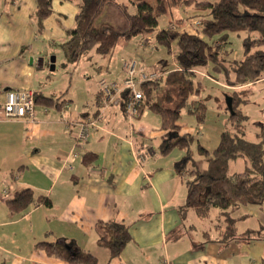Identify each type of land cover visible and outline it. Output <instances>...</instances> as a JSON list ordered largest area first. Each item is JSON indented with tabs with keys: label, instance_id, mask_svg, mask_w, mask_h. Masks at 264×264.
<instances>
[{
	"label": "crops",
	"instance_id": "obj_1",
	"mask_svg": "<svg viewBox=\"0 0 264 264\" xmlns=\"http://www.w3.org/2000/svg\"><path fill=\"white\" fill-rule=\"evenodd\" d=\"M113 1L123 15L125 4L115 0L100 7ZM77 5L52 0L51 14L38 26L35 0H0V264H68L37 246L42 242L90 253L97 264H264V237L245 236L264 225L261 207H240L223 216L212 209L213 219L182 208L187 177L175 173L174 163L183 152L160 154V145L176 134L161 128L157 114L145 108L129 117L121 106L104 107L98 81L89 72L83 70L86 75L73 86L67 72L74 64L62 63L63 78L51 81L53 70L46 62L50 47L68 40ZM142 42L139 48L144 47ZM97 56L91 50L83 57L94 68ZM128 60L136 63L138 72L159 77L179 69L166 54L150 59L148 70ZM118 70L111 82L120 84L122 65ZM256 83L264 84V70ZM17 89L50 98L52 104H36L33 120L6 119L5 94ZM206 113L196 124V135L179 122L178 126L179 134L193 135L211 155L228 113L221 105L213 115ZM88 119H95L96 126L87 141H77L73 123ZM85 153L95 159L84 164ZM194 161L202 169L207 165L199 153ZM243 169L239 163L236 172ZM25 189L46 197L50 206L40 204L22 215L11 214L7 201ZM224 217L236 235L223 234L228 223ZM109 221L126 225L130 236L114 259L98 245L96 233L97 224Z\"/></svg>",
	"mask_w": 264,
	"mask_h": 264
},
{
	"label": "trees",
	"instance_id": "obj_2",
	"mask_svg": "<svg viewBox=\"0 0 264 264\" xmlns=\"http://www.w3.org/2000/svg\"><path fill=\"white\" fill-rule=\"evenodd\" d=\"M37 7L35 18L38 26L52 12V0H35ZM77 1L78 9L74 19V28L68 32L65 43L67 63L76 64L91 50L105 55L117 43L119 38L130 40L142 35H154V41L164 47L178 66L171 71L143 83V94L139 113L147 108L157 114L161 128L176 137L160 145V154L166 156L173 149L183 152V156L174 163L178 175L186 174L187 196L183 209H192L200 218L207 217L212 209L221 215L249 205L264 203V125L260 124L254 134V140L246 138L248 116L241 113L238 104L247 102L251 94V85L259 81L264 70V0H130L136 7V13L129 14L126 7L121 12L128 21L125 30H116L109 26L93 27L92 22L99 7L106 0H63ZM174 8L189 9L201 13L200 26L194 33L177 28L158 29L159 19L168 16ZM229 33H244L242 41L243 56L239 60H228V52L222 53V46L228 44ZM145 37L144 42L149 43ZM210 63L214 75H222L225 85L232 88L227 94L231 98V114L228 113L225 130L211 155L196 141L198 153L206 158V167L200 168L191 156L194 143L193 135L179 134L178 120L181 111L186 109L194 115L197 124L205 119L206 104L200 96V83H195V70ZM232 75V78H230ZM36 104L49 106L52 99L34 95ZM83 163L95 159L92 153H85ZM241 159L244 169L230 172V161ZM50 206L46 197H35L30 189H25L7 201L11 214L22 215L29 209ZM225 233L235 235L234 226L229 221L223 227ZM98 245L109 252L110 259L120 256L130 240L126 225L114 221L101 222L96 226ZM246 237H264V225L255 231H248ZM49 256L60 258L68 264H97V258L90 253L69 251L63 245L38 243Z\"/></svg>",
	"mask_w": 264,
	"mask_h": 264
},
{
	"label": "rangeland",
	"instance_id": "obj_3",
	"mask_svg": "<svg viewBox=\"0 0 264 264\" xmlns=\"http://www.w3.org/2000/svg\"><path fill=\"white\" fill-rule=\"evenodd\" d=\"M116 3H123L125 4L126 10L129 14L136 13V7L129 2V0H115ZM150 2H154V0H150ZM111 4H104L98 10V14L95 15L92 25L93 27H103L109 26L116 30H125L128 27V21L125 16L120 14V12L115 8L113 5L115 2H110ZM201 13L195 11L193 8L189 9H180L174 8L172 13L168 16L161 17L159 19L158 29L162 28H177V30H184L189 33H194L197 29V26L193 24L194 21L200 20L202 16ZM244 33H229L228 34V44L222 46V53L224 51L228 52L227 59L239 60L243 56V46L242 41L245 38ZM147 36H136L131 38L130 40H124L119 38L117 43L114 47L110 50L108 54L100 55L98 54L97 57L93 58L92 63H95L94 59H96V63L94 68L85 62L86 58L82 56L80 62L78 64H74V66L69 65L68 75L72 76L73 86L77 84L79 80H81L82 75H86L89 72L90 76L92 77L93 81H112L113 75L115 72L121 69V65L123 60L134 59L137 63L142 66L145 70H148L150 66V59L158 58L161 54H166L167 51L164 47L159 46L154 41V35H149L147 38L150 40L148 44L144 42V38ZM67 41V40H66ZM140 41L143 48H139L138 44ZM65 43L62 41H57V44L51 46L50 49L52 53L47 56L46 62L49 61L53 57L54 58V70L50 72L51 81L56 80L57 78H63V69L61 66L62 63H67L66 57V49ZM82 60V61H81ZM172 61V60H171ZM170 65V62L168 63ZM49 66V68H50ZM65 65H63L64 67ZM210 63L204 66H200L197 70H195V76L193 80L195 83L199 82L201 86L200 97L204 100L206 104L205 116L208 114L206 112H210V115H213L216 112L217 106L221 105L223 107L226 105V95L229 94L228 88L226 89L225 86L220 84L224 82L222 81L224 77L222 75H214L210 68ZM83 70H86V73H83ZM212 78L215 80H219V83H216ZM232 78V75H230ZM251 94L248 97L247 102H241L238 104V109L241 111L242 114L248 116V120L246 122V138L249 140H254V134L258 130V126L260 124L264 125V84H254L251 88ZM178 122L183 127L189 128L190 132H194L196 130V120L194 115H191L187 112L186 109L181 111V117L179 118ZM198 131V130H197ZM195 131V135L197 133ZM82 144V143H81ZM196 146V138L194 139V143L191 147V156L195 159L198 154ZM173 153L180 152L176 148L171 150ZM230 163V172H236L239 163H243L241 159L232 160ZM244 164V163H243ZM186 175V174H185ZM188 178V176L186 175ZM255 209H260V207L264 211V203L262 205H255ZM254 209V208H252ZM262 211V212H263ZM210 215V214H209ZM214 216L213 212L210 217ZM210 219H213L210 218ZM223 221H228V217H224ZM214 224L217 221L213 220ZM252 221L248 222V225H251ZM226 225V224H225ZM229 235V233H226ZM236 235V234H235ZM105 249V248H103Z\"/></svg>",
	"mask_w": 264,
	"mask_h": 264
},
{
	"label": "built area",
	"instance_id": "obj_4",
	"mask_svg": "<svg viewBox=\"0 0 264 264\" xmlns=\"http://www.w3.org/2000/svg\"><path fill=\"white\" fill-rule=\"evenodd\" d=\"M193 24L200 26V21ZM123 81L119 84L100 80L98 82L99 93L102 96L104 107L121 106L124 113L129 117L138 115L142 106L143 94L140 86L150 80L157 79L156 74H145L138 72L136 63L125 60L122 63ZM6 119L27 118L33 120L35 111L34 94L28 90H9L5 94L2 107ZM96 126L95 119L81 120L73 123V135L77 141H87L91 130ZM71 156H76L72 154Z\"/></svg>",
	"mask_w": 264,
	"mask_h": 264
},
{
	"label": "water",
	"instance_id": "obj_5",
	"mask_svg": "<svg viewBox=\"0 0 264 264\" xmlns=\"http://www.w3.org/2000/svg\"><path fill=\"white\" fill-rule=\"evenodd\" d=\"M53 63H54V58L52 57L51 59H50V64H51V66H50V70H54V65H53ZM226 99V107H227V109H228V111L232 114L233 113V110H232V102H231V98L230 97H226L225 98ZM67 250H69V248L66 246L65 247Z\"/></svg>",
	"mask_w": 264,
	"mask_h": 264
}]
</instances>
